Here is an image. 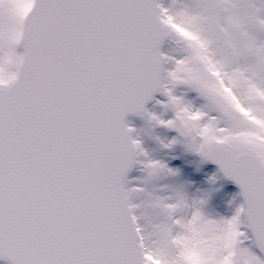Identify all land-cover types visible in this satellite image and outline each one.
I'll use <instances>...</instances> for the list:
<instances>
[{"label":"snow or ice","instance_id":"1","mask_svg":"<svg viewBox=\"0 0 264 264\" xmlns=\"http://www.w3.org/2000/svg\"><path fill=\"white\" fill-rule=\"evenodd\" d=\"M158 127L239 186L231 215ZM0 259L264 264V0H0Z\"/></svg>","mask_w":264,"mask_h":264},{"label":"rangeland","instance_id":"2","mask_svg":"<svg viewBox=\"0 0 264 264\" xmlns=\"http://www.w3.org/2000/svg\"><path fill=\"white\" fill-rule=\"evenodd\" d=\"M149 108L156 112L163 111L162 106L157 103H152ZM171 115L169 112L165 118H170ZM138 120H130V122L137 129L148 127V122L145 119L143 121ZM155 135L171 138L177 135L174 130L158 127L153 130L151 136L144 135L145 147L158 158L168 159L171 166L181 167L182 175L178 179L182 183H187L188 190L191 194L199 195L209 193L210 198L207 205L209 212L231 215L234 211L235 204L230 202L233 201L234 197L237 203L242 200V197L237 196V193H239L237 188L225 181L207 162L201 163V157L198 154L185 152L182 145H176L174 149H163L159 142L154 139ZM139 174L137 170L133 175ZM213 174L218 176L215 182L209 179Z\"/></svg>","mask_w":264,"mask_h":264},{"label":"water","instance_id":"3","mask_svg":"<svg viewBox=\"0 0 264 264\" xmlns=\"http://www.w3.org/2000/svg\"><path fill=\"white\" fill-rule=\"evenodd\" d=\"M158 94H159V93H158ZM158 94H157V95H158ZM159 95H160V94H159ZM159 95H158V97H159ZM158 97H157V99H158ZM152 102H153V101H150V102H149L148 107L152 104ZM153 103H156V101H154ZM132 118H134V119H132ZM138 118H142V117L137 116V115H135V114H129V117H128L129 121H130V120H135V119H138ZM208 162H209L211 165H213L214 167H216L217 169H219V165H217L215 162H212V161H208ZM220 172H221V171H220ZM221 173L223 174V172H221ZM133 174H134V173H133ZM223 176L225 177L226 180H228V181L234 183V184L237 186V188L240 190L239 186H238L233 180H231L230 178H228V177L225 176L224 174H223ZM0 261L3 262V263H5V264H8V262L5 261V260L0 259Z\"/></svg>","mask_w":264,"mask_h":264},{"label":"bare ground","instance_id":"4","mask_svg":"<svg viewBox=\"0 0 264 264\" xmlns=\"http://www.w3.org/2000/svg\"><path fill=\"white\" fill-rule=\"evenodd\" d=\"M158 99H164V97L161 96V95H159ZM143 120H144V118H141V119H139L138 121H143Z\"/></svg>","mask_w":264,"mask_h":264},{"label":"flooded vegetation","instance_id":"5","mask_svg":"<svg viewBox=\"0 0 264 264\" xmlns=\"http://www.w3.org/2000/svg\"><path fill=\"white\" fill-rule=\"evenodd\" d=\"M191 95H194V93H193V94H191Z\"/></svg>","mask_w":264,"mask_h":264}]
</instances>
